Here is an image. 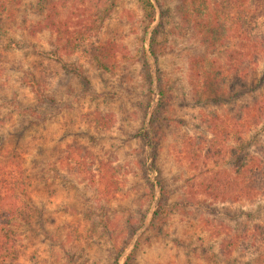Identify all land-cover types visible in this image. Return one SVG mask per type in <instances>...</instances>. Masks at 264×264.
<instances>
[{
    "label": "rangeland",
    "instance_id": "rangeland-1",
    "mask_svg": "<svg viewBox=\"0 0 264 264\" xmlns=\"http://www.w3.org/2000/svg\"><path fill=\"white\" fill-rule=\"evenodd\" d=\"M150 1L147 32L140 0H22L0 17V189L31 215L29 229L14 218L16 264H264V244L219 246L226 231L264 223V194L191 197L195 170L178 154L186 135L209 139L204 118L242 99L192 95L199 66L225 61L212 47L202 62L191 56L206 45L194 16L212 0ZM28 71L43 100L21 85ZM99 161L114 167L115 194L100 191Z\"/></svg>",
    "mask_w": 264,
    "mask_h": 264
},
{
    "label": "trees",
    "instance_id": "trees-1",
    "mask_svg": "<svg viewBox=\"0 0 264 264\" xmlns=\"http://www.w3.org/2000/svg\"><path fill=\"white\" fill-rule=\"evenodd\" d=\"M140 1L147 20V32L154 21L155 8L150 0ZM20 4L22 0H0V17H11ZM206 6L207 10L201 16H194L200 25L202 41L206 43L204 52L191 56L195 60L201 57L202 62L209 47H212L224 51L225 61L215 72L210 65L205 66V62L199 66L200 71L196 74L202 79L190 81L194 88H191L192 95L197 100L204 97L216 103L232 101L237 97L242 99L239 103H232L231 108H224L222 113L216 111L204 118L207 128L202 131L210 132L209 139L201 134L186 135L181 138L178 154L180 160L190 161L189 165L195 170L188 183L191 197L204 195L212 201L226 203L253 202L264 194V0H212ZM22 20L23 26H26L27 18ZM98 54H103V50L100 49ZM144 55L146 58L155 56V51L151 49L150 55L144 51ZM147 76L151 83L152 75L149 73ZM20 83L43 100V91L35 72L28 71ZM160 94V103L163 98L166 101L162 84ZM162 119L163 116L159 117L154 111L150 126L155 130ZM229 140L236 143H229ZM83 156L79 155L78 159ZM75 161L77 171L81 160ZM99 162L97 178L101 183L100 191L105 195L115 194L117 179L112 177L114 167L107 162ZM220 162H224L223 166L216 168ZM4 170L10 174L20 171L15 168L14 173L11 169ZM159 187L161 195L165 196L168 189L161 180ZM25 208L18 209L15 201H10L8 189H0V264L17 262L15 229L18 223H14V218H20L22 226L29 229L31 215ZM225 233L228 236L221 238L219 243L223 254L226 251L234 254V250L240 254L250 247L264 244V223L242 226L238 232L229 230ZM113 264H118V255Z\"/></svg>",
    "mask_w": 264,
    "mask_h": 264
}]
</instances>
